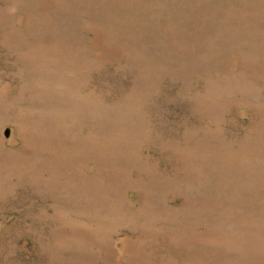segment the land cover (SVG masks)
I'll return each instance as SVG.
<instances>
[{
    "label": "rangeland",
    "instance_id": "obj_1",
    "mask_svg": "<svg viewBox=\"0 0 264 264\" xmlns=\"http://www.w3.org/2000/svg\"><path fill=\"white\" fill-rule=\"evenodd\" d=\"M0 264H264V0H0Z\"/></svg>",
    "mask_w": 264,
    "mask_h": 264
}]
</instances>
